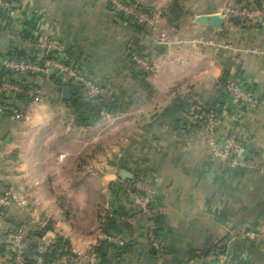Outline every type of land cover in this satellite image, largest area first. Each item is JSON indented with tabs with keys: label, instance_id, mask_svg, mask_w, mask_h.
<instances>
[{
	"label": "crops",
	"instance_id": "1",
	"mask_svg": "<svg viewBox=\"0 0 264 264\" xmlns=\"http://www.w3.org/2000/svg\"><path fill=\"white\" fill-rule=\"evenodd\" d=\"M8 1L11 9L0 12V83L2 59L10 51L54 52L84 65L90 78L105 86L103 96L121 106L92 127L77 125L73 111H65L71 101L62 98L70 82L58 86L39 78V103L17 102L24 122L0 117V192L13 187L24 201L0 213V264H15L11 233L16 228L25 229L26 246L42 229L44 237L83 251L113 210H119L117 223L128 247L113 245L100 264H205L213 255L192 260L189 255L212 245L220 255L226 252L227 264H264V240L245 237L264 224V25L233 19L214 29L198 22L203 15L222 16L224 7H261L264 0H136L158 9L162 25L177 26L182 38L212 42L197 46L158 44L153 31L116 19L106 0ZM130 48L154 61L158 73L129 75ZM228 74L242 75L259 107L231 104L219 85ZM179 89L216 109L218 140L232 134L244 142L243 165L233 167L214 156L197 128L176 124L182 114L169 112L175 99L189 105L174 97ZM118 127L123 130L115 133L109 153L102 142ZM90 162L97 169L90 170ZM137 167L149 171L162 252L148 237L145 215L117 193L126 181L120 171L133 175ZM51 264L70 262L62 257Z\"/></svg>",
	"mask_w": 264,
	"mask_h": 264
},
{
	"label": "built area",
	"instance_id": "2",
	"mask_svg": "<svg viewBox=\"0 0 264 264\" xmlns=\"http://www.w3.org/2000/svg\"><path fill=\"white\" fill-rule=\"evenodd\" d=\"M129 0H106L108 9L118 15L122 20L130 25H137L142 28H147L152 25L153 14L146 11L136 3L128 2ZM0 9L8 11L11 9V3L8 0H0ZM222 17L227 20L240 19L246 24L250 25H264V5L261 7L250 6H228L223 9ZM201 41V40H200ZM200 43H206L203 40ZM212 43V42H211ZM132 61L137 67L147 72L151 61L144 55L131 54ZM2 65L7 72L22 73L41 76L46 79H51L53 76L60 78L63 82H74L83 86L88 90L90 98L98 97L101 93L100 88L86 79L82 74L74 68L65 65L57 58L42 59L39 57L36 61H29L27 59H16L5 56L2 59ZM230 98L232 105L237 107L257 108L260 105V99L255 92L250 88L245 79L232 75L227 83L223 86ZM23 93L24 89L20 85H13L6 81L0 85V93ZM29 93L34 95L35 102L40 100L41 92L30 90ZM188 102V110L186 118L191 123H204V134L213 149L215 156L223 161H230L231 166L237 167L243 165V160L247 155V150L244 142L236 135H228L222 141L217 139L216 125L217 113L214 110H206L201 104L193 101V98L188 94L186 95ZM8 108L0 105V117L4 116ZM11 117H20L21 114L18 110H11ZM127 198L141 210L147 219L148 237L153 244L154 248L163 251V245L157 238V225L152 209L155 201V192L150 188L149 184L144 181L122 183ZM12 205L21 206V202L17 198L13 190H8L0 194V207H10ZM107 216V215H106ZM104 221L101 232L95 236L93 242L87 246L83 251H80L72 245L63 246L59 252H63L66 260L70 264H100L101 256L98 252V246L101 243H109L118 247L125 245L123 239L119 236L107 233L103 230ZM245 237L251 241L264 240V224L257 226L254 230L247 232ZM25 238L26 233L24 228H16L12 234V249L13 260L15 264H25ZM56 242L42 237L41 241L35 249L33 256L34 264H46V254L51 246ZM212 264H227L226 255H221Z\"/></svg>",
	"mask_w": 264,
	"mask_h": 264
},
{
	"label": "trees",
	"instance_id": "3",
	"mask_svg": "<svg viewBox=\"0 0 264 264\" xmlns=\"http://www.w3.org/2000/svg\"><path fill=\"white\" fill-rule=\"evenodd\" d=\"M133 1V0H131ZM134 2V1H133ZM136 3V2H134ZM137 4V3H136ZM138 6H140L141 8H143L142 5L138 4ZM145 9V8H144ZM146 11H149L147 9H145ZM0 12H4L0 9ZM240 20V19H238ZM238 22V21H236ZM129 26L133 27V28H137L139 30H144L145 28L139 27L137 25H130ZM175 26V25H174ZM7 57H11V58H16V59H27L29 61H36L40 56L42 57V59H53V58H57L59 61L63 62L65 65L74 68L76 71H78L80 74H82L86 79L88 80H92V78H90L89 74L87 73V69L84 67V65H82L81 63H76V64H72L69 63L67 60H65L62 56H60L57 53L54 52H48L45 53V55H29V54H25L19 50H12L10 51V53L8 55H6ZM128 58L130 60V65H131V69L133 70L132 73L136 74V76L140 77V78H145L148 74L142 70H140L137 65L135 63H133L131 61V53L128 55ZM4 77L1 80L2 84L3 82H10L13 85H20L23 89L24 92L23 93H9V94H3L0 93V105L2 106H6L8 108V111L6 112L5 115L7 116H11L12 112L11 110L15 109L18 110L22 113L20 107L18 106L17 102H25L26 106L35 100V96L31 95L29 93L30 90H35V91H42L41 90V86L39 85V76L36 75H30V74H22V73H11V72H7L4 67ZM86 70V71H85ZM232 75L228 74L226 76H224V78L219 82L220 86H224L228 79L231 77ZM237 77L242 78L241 74H236ZM50 80L54 81L58 86H62L63 85V81L56 77L53 76ZM93 81V80H92ZM94 82V81H93ZM96 83V82H95ZM73 90L74 96L77 98L76 103H72L69 102V106L75 108V110L77 112H79L78 114V118H77V124H79L80 126H84V127H92L95 124H97V122L99 121L100 117L102 115L105 114H113L115 112H117L120 109L119 103H117L116 100H113L111 98H109L108 100L103 96V95H99L98 97L95 98H90L88 96H86V92L84 90H86L83 86L81 85H74V82H70L68 83ZM100 86H99V85ZM97 85L99 86V88L105 89V86H103V84H100L97 82ZM84 93V94H83ZM102 94V93H100ZM197 103V102H196ZM199 104V103H198ZM206 110L208 109L207 106L202 105ZM174 107V111H169L171 112V114L173 115L174 112H179L181 113V117H179L177 119L176 124L179 127H185V126H190L193 128H197L199 131V136L201 138V136L204 134V123H191L187 120L186 118V112L188 110V105L185 106L182 103L181 98H177L174 101L173 104ZM218 107V106H217ZM211 110V109H208ZM184 112V114L182 113ZM217 113V112H216ZM23 114V113H22ZM132 173L134 175V178L132 180H126L125 183H130V182H137V181H144L146 183H148L147 177L149 174V171L146 169H143L142 167H137L134 168L132 170ZM123 183V182H122ZM120 183L119 185H117L116 189H117V193L118 195H120L121 197H125L127 198V194L124 191L123 188V184ZM9 189V188H8ZM7 189V190H8ZM6 191V190H5ZM5 191L0 192V194H3ZM6 207H0V213H2L4 211ZM8 208V207H7ZM119 213V210H113L112 212H109L107 214V216L104 218V228L103 230L107 233H111L113 235L119 236L121 238H123L120 235V228L119 225L117 223V215ZM15 232V230L12 231L11 233V246H12V234ZM45 234V230H37L34 231V233L32 234V240H34L35 242L30 244L29 246H26V239L27 236L25 238V255H26V263L25 264H34V259L33 256L35 255V249L37 247V244H35L38 240H41L42 237H44ZM39 244V243H38ZM70 245L69 242L63 240V239H58L57 242L51 246L46 254V263L51 264L52 261L54 260H59L60 258H62L64 256L63 252H59L61 248H63V246H67ZM113 246V244H109V243H101L98 246V252L100 253V256L103 258L106 256V253L108 252V250ZM128 246L125 245V247H120V249L122 250H126ZM216 247L214 245L210 246L207 249H199V250H195L192 253H190L189 255V259H195L197 257H212L207 260L205 262V264H212L213 262L216 261V259L218 257H220L222 254V252H217V250H215ZM159 251V250H158ZM13 252V249H12ZM161 252V251H159ZM226 255V252H225Z\"/></svg>",
	"mask_w": 264,
	"mask_h": 264
},
{
	"label": "rangeland",
	"instance_id": "4",
	"mask_svg": "<svg viewBox=\"0 0 264 264\" xmlns=\"http://www.w3.org/2000/svg\"><path fill=\"white\" fill-rule=\"evenodd\" d=\"M134 2H136L137 4H140V3H138L136 0H133ZM132 1V3H134ZM128 2H130L131 3V0H129ZM228 7V6H227ZM143 8H145V9H150L149 7H145V6H143ZM224 8H226V7H224ZM109 10V9H108ZM9 11V10H8ZM109 12L112 14V15H114L115 16V18L116 19H119V20H121L122 21V23H124L125 25H129L127 22H125L124 20H122L118 15H116L115 13H113V12H111L110 10H109ZM150 12L153 14V20H152V25L150 26V27H147V28H145V29H148V30H150V31H153L154 32V34H155V39H156V41L158 42V44H163V45H169V46H182L183 44H191L192 46H197V45H201V44H203V43H200L201 41H202V39L200 38H196V39H189V40H186V39H184V38H182V35H181V33H180V30H179V28L177 27V26H169V27H164L163 25H162V19H161V14H160V11H158V9H150ZM201 40V41H200ZM204 41V40H203ZM204 42H206L205 44H207V45H209L211 42L209 41H204ZM132 48H134V47H132ZM130 52H132V54H137L138 52H136V51H134V50H131V48H130ZM130 54V53H129ZM143 55V54H142ZM41 57V56H40ZM128 58V57H127ZM127 60H129V58L127 59ZM149 60L151 61V66H149V70H147V76H150V75H154V74H157L158 73V65L154 62V61H152L150 58H149ZM131 61H132V57H131ZM133 62V61H132ZM127 63V65L129 66V68H128V74L129 75H131V73L133 72V70L131 69V66H130V60L129 61H127L126 62ZM86 71V70H85ZM87 73H88V71H87ZM40 78H43V77H41V76H39ZM130 77H132V76H130ZM94 82H93V81ZM91 81H92V83H94L95 85H97V82L94 80V79H92ZM96 82V83H95ZM74 85H79V84H77V83H74ZM99 85V84H98ZM97 85V86H98ZM100 86V85H99ZM98 86V87H99ZM103 90V89H102ZM87 94H86V96H88L89 97V93H88V90H84ZM100 91H101V88H100ZM101 93H102V91H101ZM84 94V93H83ZM190 95L191 97H193V95H192V92L189 90V89H184L183 91H182V89H179V91H174L173 92V95H174V97H178V96H181V97H183V102L184 103H186V104H188V102L186 101V98H187V96L186 95ZM42 95V94H41ZM100 95H103V94H100ZM41 97V96H40ZM193 101H194V99H193ZM129 102V101H128ZM37 103H39V101H37ZM65 111H67L68 112V114L70 115V113L73 111V119H74V122L77 124V118H78V114H79V112H77L76 110H75V108H73V107H71V106H68V107H66L65 108ZM215 111H216V109H215ZM20 117H12L13 119H15V120H17V121H19V122H24V120L26 119V115H24V114H20L19 115ZM77 125H79V124H77ZM121 131L122 132V128L121 127H118V128H116V130H115V132H113V133H109V134H107L106 135V137L104 138L105 140H103V142L102 143H104L105 145H106V148H107V151L110 153V150L114 147V141H115V133L117 132V131ZM205 138H207L205 135H202L201 136V140H202V142L203 143H205V144H207L208 145V147H209V149H210V151L213 153V155L215 156V154H214V152H213V149H212V147L210 146L211 144L209 143V141H207V140H205L204 141V139ZM94 151H95V148L94 147H91V149H90V152L89 153H94ZM107 152V153H108ZM217 157V156H216ZM95 169H97V164H94V162H90V170H92V171H94ZM8 190H13L15 193H16V195H17V198L19 199V201L21 202V206L24 204V201L22 200V197L19 195V193L13 188V187H9V189ZM8 190H6V191H8ZM5 191V192H6ZM105 213V212H104ZM103 213V214H104ZM107 214V213H106ZM105 217H106V215H104ZM102 221V220H101ZM101 225H100V227H99V230H98V233H96L97 235L101 232V230H102V225H103V221L100 223ZM96 235V236H97Z\"/></svg>",
	"mask_w": 264,
	"mask_h": 264
},
{
	"label": "water",
	"instance_id": "5",
	"mask_svg": "<svg viewBox=\"0 0 264 264\" xmlns=\"http://www.w3.org/2000/svg\"><path fill=\"white\" fill-rule=\"evenodd\" d=\"M198 22L201 25H209L210 27L214 29H221L226 22V19L218 14H209V15H203L199 17ZM63 100L71 101L72 103H76L77 98H75L72 94V88L70 86H66L63 89L62 93ZM120 178L123 180H132L133 175L126 171H120ZM233 244L230 245L228 250V255L230 256L231 250H232Z\"/></svg>",
	"mask_w": 264,
	"mask_h": 264
}]
</instances>
